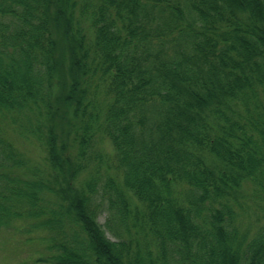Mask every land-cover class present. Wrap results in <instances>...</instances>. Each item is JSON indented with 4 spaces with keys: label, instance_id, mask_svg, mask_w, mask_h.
<instances>
[{
    "label": "trees",
    "instance_id": "obj_1",
    "mask_svg": "<svg viewBox=\"0 0 264 264\" xmlns=\"http://www.w3.org/2000/svg\"><path fill=\"white\" fill-rule=\"evenodd\" d=\"M20 227L50 264H264V0H0V231Z\"/></svg>",
    "mask_w": 264,
    "mask_h": 264
},
{
    "label": "rangeland",
    "instance_id": "obj_2",
    "mask_svg": "<svg viewBox=\"0 0 264 264\" xmlns=\"http://www.w3.org/2000/svg\"><path fill=\"white\" fill-rule=\"evenodd\" d=\"M65 78V75H61ZM60 80H62L60 78ZM10 139V138H9ZM12 142L18 148V150L23 154L22 156L29 161L30 164L46 166L45 152L42 147L35 141H26L24 139H18L14 136L11 137ZM98 148L110 156V160L107 159L102 164V175L107 176L106 172L109 174L117 173L114 166V148L108 139H105L99 143ZM208 162H216L214 157L208 155ZM105 178V177H103ZM122 182V178L119 176L118 183ZM100 221L104 224L105 216L100 217ZM21 228V227H20ZM24 228L15 231L13 229H2L0 231V264H50L48 262H39V258L47 255V251L41 245L36 243L25 244L23 243L24 238L28 237L22 232ZM107 235L114 238L113 234L106 228ZM35 234L31 235L35 236Z\"/></svg>",
    "mask_w": 264,
    "mask_h": 264
}]
</instances>
